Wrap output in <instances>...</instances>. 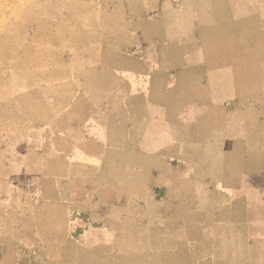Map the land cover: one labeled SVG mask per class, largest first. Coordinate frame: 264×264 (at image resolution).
Masks as SVG:
<instances>
[{
  "label": "crops",
  "instance_id": "obj_1",
  "mask_svg": "<svg viewBox=\"0 0 264 264\" xmlns=\"http://www.w3.org/2000/svg\"><path fill=\"white\" fill-rule=\"evenodd\" d=\"M140 7L125 17L123 59L100 61L116 107L69 138L52 177L51 251L66 264H264V142L236 138L219 118L223 101L264 100V59L251 96L248 59L212 58L250 52L264 0Z\"/></svg>",
  "mask_w": 264,
  "mask_h": 264
},
{
  "label": "rangeland",
  "instance_id": "obj_2",
  "mask_svg": "<svg viewBox=\"0 0 264 264\" xmlns=\"http://www.w3.org/2000/svg\"><path fill=\"white\" fill-rule=\"evenodd\" d=\"M140 4L0 0V264H66L51 251L58 234L50 223L57 203L52 177L66 164L69 138L82 137L98 110L104 109V118L105 109L116 107L100 61L123 59L125 17L142 12ZM258 25L252 21L249 53L230 47L212 53L213 59L251 62V96L263 71L253 66L264 59ZM133 55L142 58L145 52ZM246 70L235 68L238 82ZM253 97L223 101L219 118L236 138L249 134L252 141L264 142V100ZM251 150L258 152V142ZM36 221L42 227L36 228Z\"/></svg>",
  "mask_w": 264,
  "mask_h": 264
}]
</instances>
